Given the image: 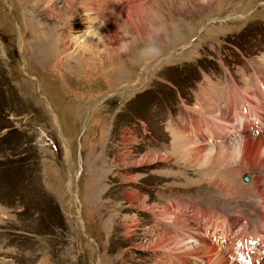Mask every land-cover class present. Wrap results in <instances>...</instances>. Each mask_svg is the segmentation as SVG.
<instances>
[{
	"label": "rangeland",
	"instance_id": "rangeland-1",
	"mask_svg": "<svg viewBox=\"0 0 264 264\" xmlns=\"http://www.w3.org/2000/svg\"><path fill=\"white\" fill-rule=\"evenodd\" d=\"M68 2L0 0V264H206L187 240L203 223L232 234L264 212V157L228 152L264 150L247 129L251 109L264 121V0ZM109 21L127 54L93 44Z\"/></svg>",
	"mask_w": 264,
	"mask_h": 264
},
{
	"label": "bare ground",
	"instance_id": "bare-ground-1",
	"mask_svg": "<svg viewBox=\"0 0 264 264\" xmlns=\"http://www.w3.org/2000/svg\"><path fill=\"white\" fill-rule=\"evenodd\" d=\"M70 3H71V1L72 0H68ZM68 2V3H69ZM73 3V2H72ZM70 6V5H69ZM70 7H72V6H70ZM89 17V16H88ZM104 31H108V34H110V37L111 38H109V37H107L106 35H103L102 36V32L99 34V37L98 36H94V38L92 37V42H93V44L94 45H96V47H98V48H100L99 46H98V42H99V44H100V42H102L103 43V45L107 48L108 46H107V44L106 43H108V41L110 42V43H113L114 45H116L117 46V44H118V37H117V35H116V33L115 32H113V30H111V24H110V21H109V23L108 24H105V27H104ZM105 32V33H106ZM93 36V35H92ZM100 36L101 37H103L104 39L103 40H101V38H100ZM108 40V41H107ZM82 44V43H81ZM80 46V45H79ZM105 47H102L101 49L102 50H104L105 49ZM83 49V48H82ZM81 49V50H82ZM98 50V49H97ZM88 52V51H87ZM96 53V52H95ZM101 53V52H100ZM92 54V53H91ZM89 67V66H88ZM46 101V100H45ZM230 112V111H229ZM51 113H52V111H51ZM53 114V113H52ZM55 120H57L56 119V117L55 116H53L52 115V121L54 122V124H55ZM57 122H58V120H57ZM253 123H256L257 124V121H255V120H253L252 121ZM55 126H57L58 127V125H55ZM248 126V125H247ZM238 129V128H237ZM244 129V128H243ZM247 129H248V127H247ZM247 129H244V130H247ZM59 130V129H58ZM238 130H241V129H238ZM57 131V130H56ZM262 132V131H261ZM259 136V135H258ZM259 137H261V136H259ZM261 138H263V137H261ZM209 140H211V139H209ZM259 141V140H258ZM247 141L245 140L244 142H238V143H236V144H234V145H232L230 148H229V150L230 151H228L229 153H231V154H233L234 156H236L237 157V155H239V161H240V163L241 164H244V165H253V164H256V165H261L262 167H264V161L263 162H261V160L262 159H257V163H251V161H254V160H256V159H251L250 157H252V156H260L259 158H262V157H264V150H260V148H261V146L259 147V144L257 143V144H252V143H246ZM254 145H255V148H253L254 147ZM228 150V149H227ZM215 153H217V152H215ZM246 156H249V159H247V158H243V157H246ZM256 156V157H257ZM252 158H254V157H252ZM212 159H214L213 157H212ZM212 159H205V160H207V162L208 161H211ZM240 159H244L243 160V162H241V160ZM264 160V159H263ZM247 161L249 162V163H251V164H249V163H247ZM247 163V164H246ZM243 175V174H242ZM250 184V183H249ZM179 211H180V209H179ZM254 215H255V213H254ZM253 215V216H254ZM251 216H252V214H251ZM240 217H242V216H240ZM243 218V217H242ZM257 222H259V224H258V228H262L263 227V225L261 224V223H264V212H263V214H262V216L259 218V220L257 221ZM214 228V227H213ZM187 237V236H186ZM189 237V236H188ZM202 239H195V238H192V237H190V238H188L187 240L188 241H190L189 242V244H192V243H197L198 241H199V243H201V242H203L204 243V248H203V251H205V255H206V257L208 258V262L206 263V264H224V262H225V260H226V258H225V256L222 254V252L220 251V250H218L217 248H218V246H217V248H216V246L214 245V246H210V245H207L206 244V241H205V237L203 236V237H201ZM90 240V239H89ZM192 241H195V242H192ZM199 243H197V244H195V245H200ZM207 246H206V245ZM202 245V244H201ZM190 248V250L187 252V253H189V254H191V250H192V246L191 247H189ZM195 252V251H194ZM194 252H193V250H192V253L194 254ZM194 256L195 257H197L195 254H194ZM193 258V257H192ZM227 261V260H226ZM264 262V261H263Z\"/></svg>",
	"mask_w": 264,
	"mask_h": 264
},
{
	"label": "clouds",
	"instance_id": "clouds-1",
	"mask_svg": "<svg viewBox=\"0 0 264 264\" xmlns=\"http://www.w3.org/2000/svg\"><path fill=\"white\" fill-rule=\"evenodd\" d=\"M166 31L164 25L153 26L143 37V46L136 53L139 62L145 66L158 64L163 56V49L160 44V37ZM101 40L104 38L101 37ZM118 50L121 54H127L130 51L129 42L121 40L118 44ZM239 162V155L233 161Z\"/></svg>",
	"mask_w": 264,
	"mask_h": 264
},
{
	"label": "water",
	"instance_id": "water-1",
	"mask_svg": "<svg viewBox=\"0 0 264 264\" xmlns=\"http://www.w3.org/2000/svg\"><path fill=\"white\" fill-rule=\"evenodd\" d=\"M46 103V102H45ZM45 107H46V112H47V114H48V116H49V118L51 119V121H52V113H51V109H49V107L47 106V103L45 104ZM53 123V122H52ZM55 125H58L57 124V121L55 120ZM58 129V127L56 126V130ZM74 182V181H73ZM79 232L83 235V230L82 229H79ZM84 237H85V239L87 240V241H90L89 240V238L88 237H86L85 235H84ZM95 250V253L97 254V250H96V248H94Z\"/></svg>",
	"mask_w": 264,
	"mask_h": 264
}]
</instances>
